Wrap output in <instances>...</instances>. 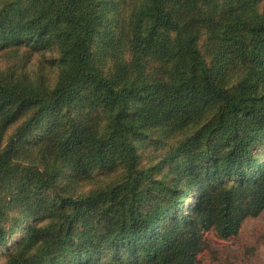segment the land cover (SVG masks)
Returning <instances> with one entry per match:
<instances>
[{"label":"trees","instance_id":"1","mask_svg":"<svg viewBox=\"0 0 264 264\" xmlns=\"http://www.w3.org/2000/svg\"><path fill=\"white\" fill-rule=\"evenodd\" d=\"M264 210V0H0V264H195Z\"/></svg>","mask_w":264,"mask_h":264},{"label":"rangeland","instance_id":"2","mask_svg":"<svg viewBox=\"0 0 264 264\" xmlns=\"http://www.w3.org/2000/svg\"><path fill=\"white\" fill-rule=\"evenodd\" d=\"M205 247L195 258V264H264V210L247 217L237 234L228 239L214 230L203 232Z\"/></svg>","mask_w":264,"mask_h":264}]
</instances>
